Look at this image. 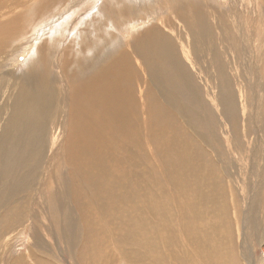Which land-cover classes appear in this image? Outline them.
I'll use <instances>...</instances> for the list:
<instances>
[{
  "label": "bare ground",
  "instance_id": "1",
  "mask_svg": "<svg viewBox=\"0 0 264 264\" xmlns=\"http://www.w3.org/2000/svg\"><path fill=\"white\" fill-rule=\"evenodd\" d=\"M42 1L0 0V203L4 198H7L8 202L0 211V235H8L9 231H15L13 229L16 226L30 219L31 239L33 246L38 248L42 243L41 225L45 226L43 230L49 234L46 225L51 224L50 214L48 211L45 212L39 224L36 219V200L32 203L31 214L29 216L27 214L30 200L44 192L42 198L45 202L48 201L47 192L51 193L57 204L56 212L59 214L67 212L66 218L69 222H73L74 218L68 212L70 210L68 204L75 202L81 212L80 216L87 219L83 224L87 233L89 230L88 235H94L96 223L99 222V217L92 216L95 210H103L101 216H120L131 220V214L125 206L117 203L118 201H111L105 190H100L102 196L100 198L93 192L101 185L100 176L107 171L117 173L121 177L115 189L116 197L120 196L123 190L140 185L139 178L143 175L125 171L126 164L134 161L132 151L141 152L142 160L145 158H151L152 161L165 160L173 171L184 170L195 175L193 170L197 169V175L194 177L198 178L199 175L209 174L213 179L209 185L211 192L215 185L212 168L220 169L225 178H230V168L226 161L224 146L221 149L216 147L207 149V155L191 154L194 147L199 145L194 137L204 142L205 131L195 130L184 138L185 143L188 140L194 142L185 154L183 145H172L168 150L163 149L160 156L152 147L159 126L171 130L173 128L171 120L184 126L191 113L201 111L187 105L186 98L189 97L206 99L205 103L209 106L204 107L203 112L217 115L223 125V137L229 138V147L235 151L239 150L242 144L241 138L237 137L240 131L238 108L239 106L242 108L241 114L244 117L250 110L252 114L250 117L254 122V125L250 123V127H253V140L255 139L250 157L252 165L254 162L259 163L261 159L260 164L254 166L256 169L260 168L259 188L264 195V26L261 25L263 18L257 13L256 16L245 14L246 8L239 1L240 5L237 4L228 12H224L233 20L232 26H226L225 16H221V23L218 22L221 29L215 33L216 31L204 22L210 13L205 10H192L190 9L194 7L192 4L177 2L186 8L173 17L180 19L182 26H186L188 30L193 27L190 29L192 31L190 35L194 36L195 43H191L190 46L189 42L185 43L179 35V43L175 44L166 31L170 33L171 29L163 30L157 27L151 29L136 47L126 46L125 43L126 47L123 48L119 43L113 45L120 51L119 54L112 60L108 58L109 61L105 64H99V70L93 74V78L86 79L87 75L83 76L82 71L77 72V67L89 68L81 62L84 57L87 60L95 58L96 48L100 47V42L104 37L108 35L110 37V32L106 29L107 23L112 24V19L120 16L118 12L124 9L123 5L132 7L134 12L147 1L104 0L99 9L102 12L101 18L105 20L99 19L100 22L94 20V17L99 16L96 10L92 18L82 24L83 27L75 34L70 29H63L66 22L62 23L65 21L61 19L62 15L54 22L58 24V28L62 26L61 29L45 31L43 29V33L40 29H27L38 14L52 12L56 4L63 5L70 0ZM85 1L77 0L70 5H75V10H79ZM203 5L200 3L199 7ZM58 9L59 7L56 10ZM168 23L169 20L163 19V27L167 28ZM32 30L33 33L29 35ZM39 31L42 33L41 36ZM122 33L123 29L119 30L120 36L114 41L126 42L127 37ZM186 33L189 35V32ZM71 34L74 35L71 37ZM35 37L38 38L34 50L31 44H26ZM61 38H65L66 46L62 45V49L59 50L58 45L61 41H57ZM105 50L102 51V55L103 52L106 55ZM108 51L107 53H110L111 50ZM207 52L210 53V58L203 61L194 56L205 55ZM53 57H58L54 64ZM59 58H63V62ZM22 60L25 61L23 67L19 65ZM94 61L96 63L98 60ZM56 65L59 66V70L62 68V72L55 69ZM259 65H262V69H259ZM14 68L19 69L14 71ZM113 74L117 80H111ZM148 78L150 94L157 105L156 109L142 97ZM155 87L158 88L160 97ZM218 102L224 103L223 110L216 108ZM141 120L143 129H140ZM104 134L111 136L104 138L102 136ZM142 140L147 143L148 152L142 151ZM259 147L261 154L257 157ZM235 151H231L230 156L234 157ZM233 159L231 158V163ZM137 172L143 174L142 169H137ZM248 176L251 177L249 174ZM80 177L84 178L77 184ZM175 177L182 176L170 175V178ZM165 180L166 184L170 185L169 180L167 178ZM203 184V181H197L196 186ZM174 186L182 185L174 183ZM16 192L27 193L25 197L17 198ZM74 193L85 200L73 201ZM211 195L205 192L202 203ZM88 205L94 208H87ZM151 225V222L146 226L140 225L136 231L123 225L122 237L127 230L130 236L129 239H120L121 242H126L123 246H132L136 249V245L141 241H148L151 237L148 226ZM52 226L56 230L54 225ZM59 235L65 241L68 236L71 238L70 242L74 239V233H65L62 226ZM125 251L124 249L123 255L126 254ZM129 252L131 255L139 254L137 250ZM27 260L33 264L41 263L37 253L30 250L27 255L16 258L10 264H25Z\"/></svg>",
  "mask_w": 264,
  "mask_h": 264
},
{
  "label": "rangeland",
  "instance_id": "2",
  "mask_svg": "<svg viewBox=\"0 0 264 264\" xmlns=\"http://www.w3.org/2000/svg\"><path fill=\"white\" fill-rule=\"evenodd\" d=\"M75 1L77 0H70L68 3L65 2L66 5L65 3L63 5L56 4L55 9L52 12H46L47 14L44 13L42 15L38 14L36 18L29 23L27 29H40L42 33L43 29L44 31L46 29H61L62 26L58 28V24L56 25L54 22H56L62 15L61 19L65 20L62 23L66 22L63 29H70L75 34L78 32V29L83 27L82 24L92 18L96 10V14L99 16L94 17V20L100 22L102 19V12L99 7L104 4V0H86L84 2L85 4L80 7L79 10H75V5H70L71 2ZM79 1L81 0H78V2ZM145 1H147L146 4L148 8L144 3L140 9L134 12L132 7L128 8L127 5H123L124 9H122L121 12H118L120 16L118 15L116 18H113L112 24L111 22L107 23L106 29L110 32V37H108V35L107 37H104L102 42H100L103 46L100 44V47L96 48L97 54L95 52V58L91 57L88 58V60L86 57L83 58V62L81 63L88 65V70L85 67H77V72L82 71L84 74L83 76L87 75L86 79L93 78V74L99 70L101 64H105L110 58L112 60L113 57L119 54L120 51H117V48L114 47L117 43L121 45V48H123V46L136 47L151 29L157 27L163 30L171 29L170 33L168 30L166 31L171 35L170 38L175 44L179 43L178 36L180 35L182 40L184 39L185 43L188 41L191 46L196 42L194 36L191 37L190 35L192 32L190 29H193V27L188 30L186 26H182L180 19L173 17L176 13L185 11L186 7L180 3L192 4L194 7L190 9L195 11L205 10L211 15L214 13L212 17L208 14L204 22L208 26H211L214 31H216L215 33L221 29V24H219L221 23V16H225L224 21L225 24L227 23L226 26H232L233 20L231 18L229 19L227 16L228 13L224 12H228L233 6L239 4V1L242 3L243 7L246 8L245 14L256 16L257 13L260 18H263L261 20V25L264 26V4H262L264 3V0ZM42 2L44 3V1ZM177 2L180 3L177 4ZM200 3L204 4L203 7H199ZM57 7H59L58 10H56ZM161 17L169 20L167 28L163 27V19ZM170 23L172 24V28L170 27ZM122 29L124 36L127 37L125 40L126 42H123L122 40L119 42L114 41L118 40L117 38L120 36L118 35V32ZM173 29L174 31H172ZM40 31L39 33H41ZM186 32H189V35ZM31 33H33V30L29 35H31ZM42 33L39 36H41ZM174 33L178 35L176 36ZM74 34H71V37ZM37 38L38 37H35L26 45L31 44L35 50ZM59 41H61L58 45L60 50L62 49V45L66 46L65 38H61L57 42ZM105 47L110 48L108 49L111 50L110 53H107L109 51ZM103 50L107 51L105 52L106 55L103 52L105 57L102 55ZM111 53H113V55ZM107 55L109 56L107 57ZM194 56H196L197 59L201 58V61H203L210 58V53L207 52L205 55L201 54ZM56 59H58V57L52 58V64L56 63ZM59 59L63 62V58ZM94 59L98 61L101 59L100 61L103 62L100 63V61H96L95 63ZM24 63L25 61L22 60V62H19V65L23 67ZM89 63L93 65L91 66ZM90 66L94 67L95 70ZM58 68L59 66L56 65L55 69L62 72V68L60 70ZM18 69L19 68H14V71ZM259 69H262V65H259ZM88 72L89 74H86ZM114 76V74L111 75V80H117L116 76L115 78H112ZM157 90L158 88L155 87V91L158 94ZM136 94H139L138 88L136 89ZM158 96L160 97L161 95L158 94ZM142 97L146 103L156 109L157 105L150 94L149 78L145 83ZM190 98L192 101H190ZM205 100L204 97L186 98L189 107L201 111L191 113L190 119L184 126L178 125L172 120L171 123L173 128L171 130H165L159 126L152 147L156 150L157 155L160 156L163 149L168 150L172 145H183L185 154V151H188L189 147H192L194 142L193 140H188L185 143L184 138L188 137L189 134H192L193 131L201 129L205 131L204 142L193 136L194 140L199 145L194 147L191 154L200 153L202 155H207V149L213 147L221 149L222 146H224L223 150L227 154L226 161L230 168V178H225L220 169L213 167L212 174L215 178V185L210 192L209 185L213 179L210 178L209 174L206 176L199 175L198 178V176L194 177L197 175V169L193 170L195 175H191L184 170L173 171L170 164L165 160L155 159V161H152L151 158H145L142 160L141 152L132 151L134 161L126 164L125 171L143 175L142 178H139L140 185L123 190L120 196L116 197L115 189L120 183L121 177L117 173L107 171L100 176L101 185L97 190H94L93 193L97 198H100L102 197L100 190H105L107 197L110 198L111 201H118L117 203L125 206V209L130 212L133 220L120 216H101L103 210L94 209L95 211L92 213V216L93 218H96V216L99 217V222L96 223L94 235H88L89 230L87 233L86 230H84L83 224L84 221L87 222V219L86 217L80 216L81 212L75 202H70L68 204L70 206L68 212L71 213L74 218L73 222H69L66 218L67 212L63 214L56 212L57 204L51 193L47 192L48 201L45 202L42 198L44 192L41 196L30 200L27 216L31 214L32 203L36 200L37 221H42V216L48 211L50 214V222L54 225L56 230L51 224H47L46 226L48 227L47 230L49 232V234H47L46 231L43 230V227L45 226L41 225L43 226L42 231L40 232L42 243L38 248L33 246V241L31 239L32 230L30 219H27L20 225L16 226L13 229L15 231H9L8 235H0V255H2L0 257V264H10L16 258L27 255L30 250L37 253L39 262L42 264H264V195L259 188L261 185L260 175L258 174L260 168L256 169L257 167H255L260 164L261 159H259V163L254 162L252 165L250 157V155H252V143L255 141V139L253 140V127H250V123L254 125V122L251 119L252 117H250L252 114L250 110H248L247 116H242V108L239 106V118L237 119L239 120L240 131L237 137L238 139L241 138L242 144L239 150H231L229 147V138L227 139L223 137V125L219 122L217 115L215 113L205 114L203 112V108L209 106V104L206 105ZM216 108L223 110L225 105L223 102H218ZM255 122H257L256 118ZM142 125L143 123L141 120L140 129H143L144 125ZM102 136L108 138V136L111 135L104 134ZM226 139L228 140V143L226 142ZM141 146L142 151L148 152V145L144 140H142ZM231 151H235L234 157L230 156ZM260 151L259 147V156L257 157H260ZM231 158H234L232 163ZM137 169H142L143 174H139ZM171 174L182 177L170 178ZM248 174L251 175L252 178L248 176ZM256 174L259 175V178H257L258 175ZM82 178L84 177H80L76 183L80 184ZM166 178L169 180L170 185L166 184ZM197 181H203L204 184L196 186ZM174 183L181 184L182 186H174ZM205 192L212 195L202 203V196ZM26 193L27 192H16V196L17 198H23ZM95 196L93 195L94 198ZM72 197L73 201L85 200V198L79 196L77 193L72 194ZM5 203H8L7 198H4L1 201L0 211ZM86 207L94 208L90 205ZM138 219L139 221L137 222ZM151 219L154 222L151 221ZM256 221L258 225H256ZM149 222H151L152 225L148 226L151 231V237L148 241H141L136 245V249L132 246H123L126 242H121L120 239L130 238L128 230L126 231L127 233L125 236L122 237L123 225H127L131 230L136 231L140 225L146 226ZM98 225H100L99 228ZM61 226L65 233H74V239H72V242H70L71 238H69V236L66 238L67 241L60 237ZM145 237L146 236L144 235V238ZM124 249L126 250L125 255H123ZM130 250L133 252L134 250H137L139 251V254L133 253V255H131L129 252ZM139 255L140 257H138ZM125 256L126 258H123ZM130 256L131 259H129ZM25 264H33V262L27 260Z\"/></svg>",
  "mask_w": 264,
  "mask_h": 264
}]
</instances>
